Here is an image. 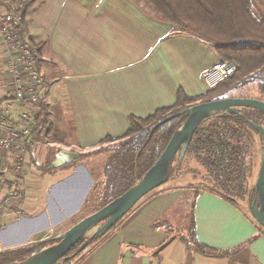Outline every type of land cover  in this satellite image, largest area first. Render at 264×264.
<instances>
[{
    "label": "crops",
    "instance_id": "1",
    "mask_svg": "<svg viewBox=\"0 0 264 264\" xmlns=\"http://www.w3.org/2000/svg\"><path fill=\"white\" fill-rule=\"evenodd\" d=\"M25 37L40 49L39 68L48 81L42 104L50 129L25 155L17 177L24 196L0 218V224L7 223L5 234L16 223L21 229L42 215L54 221V212H62L57 203L75 196L74 183L80 190L92 186L83 161L48 166L58 151L90 153L106 137L123 136L131 116L147 117L172 106L179 89L192 97L204 94L211 88L205 74L220 60L211 43L158 20L143 0H40L29 12ZM12 52L0 35V101L11 87L7 61ZM20 109L16 106L6 118L15 123ZM13 159L12 153L0 154L5 184L13 179ZM193 162L184 158L153 197L75 264H264V228L246 201L196 190L201 183L196 172L206 170ZM83 190L81 198L87 195ZM160 220L165 224L155 227ZM191 223L200 242L228 255L188 247L181 235Z\"/></svg>",
    "mask_w": 264,
    "mask_h": 264
},
{
    "label": "trees",
    "instance_id": "2",
    "mask_svg": "<svg viewBox=\"0 0 264 264\" xmlns=\"http://www.w3.org/2000/svg\"><path fill=\"white\" fill-rule=\"evenodd\" d=\"M39 1L15 0L17 13L21 14V29L24 35L27 32L29 12ZM256 1L145 0L158 20L173 24L179 31L208 41L219 59L228 61L232 69L224 80L200 96L192 97L183 89H179L172 106L160 108L147 117L131 116L129 128L123 136H108L94 151L80 154L76 161L94 153L110 151L104 169L102 206L133 186L157 161L184 120L179 115L169 120H166L167 118L197 103L232 97V92L255 81H258L264 98V14L257 12ZM34 45L39 49L38 45ZM244 112L256 123H262L264 120L257 110L246 108ZM49 115L44 104H41L39 114L29 125L30 136L34 141H42L46 131L50 129ZM256 136H260L259 133L234 114H220L204 121L194 134L184 157L188 160L194 159L205 168L206 173L203 175L196 172L200 177V184H205L202 189L217 193L232 202L252 197L251 178L255 168ZM259 141L262 146L261 137ZM105 143L113 145L105 149L101 147ZM177 157L171 166L169 180L181 166L182 161ZM48 166L52 168L51 165ZM119 224L120 222L94 242L107 239L109 233ZM163 224L165 222L160 220L155 227ZM183 234L181 239L196 252L211 256L228 255V252L218 253L216 249L200 242L195 236L192 223ZM48 243H42L43 246L37 250L27 246L1 251L0 264H15L44 249ZM88 252L82 254V251L64 264H71L77 257L80 261Z\"/></svg>",
    "mask_w": 264,
    "mask_h": 264
},
{
    "label": "water",
    "instance_id": "3",
    "mask_svg": "<svg viewBox=\"0 0 264 264\" xmlns=\"http://www.w3.org/2000/svg\"><path fill=\"white\" fill-rule=\"evenodd\" d=\"M246 108L257 110L264 117L263 99L232 96L197 103L167 118L166 120H169L179 115L184 120L157 161L141 179L123 194L54 237L56 241L53 244L15 264H64L76 257L90 242L109 232L142 198L167 183L174 159L177 156L180 161L184 159L197 129L207 119L220 114H234L242 118L259 133L262 139V159L253 186L254 197L250 209L255 220L264 228V120L262 123H256L247 117L244 112ZM79 156L80 154L75 151L60 150L56 153L51 166L62 167L76 161ZM174 238V236L170 237L157 249L156 253L164 249Z\"/></svg>",
    "mask_w": 264,
    "mask_h": 264
},
{
    "label": "built area",
    "instance_id": "4",
    "mask_svg": "<svg viewBox=\"0 0 264 264\" xmlns=\"http://www.w3.org/2000/svg\"><path fill=\"white\" fill-rule=\"evenodd\" d=\"M21 14L17 13L15 0H0V35L11 50L7 61L11 87L0 101V154H13V179L5 184L0 171V218L6 210L15 207L24 196L17 183L23 170L26 153L35 145L30 136V123L39 114V109L48 91V81L39 68V49L28 39L21 29ZM232 66L220 59L205 74L211 88L224 80ZM217 73L215 78L213 74ZM18 110L17 120L11 123L6 114ZM3 184L5 186L3 187Z\"/></svg>",
    "mask_w": 264,
    "mask_h": 264
},
{
    "label": "rangeland",
    "instance_id": "5",
    "mask_svg": "<svg viewBox=\"0 0 264 264\" xmlns=\"http://www.w3.org/2000/svg\"><path fill=\"white\" fill-rule=\"evenodd\" d=\"M145 2V0H143ZM146 3V2H145ZM255 7L258 13L264 14V0H257L255 2ZM259 83L258 81H255L253 83L248 84L244 88L232 92L233 97H249V98H255V99H261L263 97V94L259 90ZM231 94V93H230ZM56 131H59V127L55 128ZM56 136L51 138H55ZM260 136H256V145H255V150H254V162H255V168L254 172L251 178V186L253 188L254 183L257 178V173L259 170L260 166V160H261V152H262V146L260 143H258ZM113 143H105L101 147L108 149L111 147ZM94 151V150H93ZM110 154V151H102L100 153H94L89 156H85L82 159L73 162V164H77L79 162L85 163L87 170L91 173V176L94 180L92 186L90 188L88 187L89 185H84L81 190H83V196L86 197H80V183L76 182L74 183V190H75V196L74 197H69L67 200V203L62 204L63 202L57 203V206L62 209V212L57 209L54 212V221L50 218L51 216H44L42 215L41 218L39 219L37 217V220H27L26 225L29 222L30 226H27L24 224L23 228L21 229H16L17 227L19 228V223H16L15 225V230L9 234L4 233V228L7 227V223L0 224V252L9 250V249H14V248H19V247H33L35 250L38 248H41L42 243L44 242H49L48 244L51 245L53 244L56 240L54 237L57 235L63 233L70 227H72L74 224L79 222L81 219L84 217L88 216L89 214L93 213L94 211L98 210L101 208L104 200H103V192H104V169H105V164L108 159V156ZM176 158V162L177 163ZM194 163V162H193ZM188 165V162L186 163ZM196 166L200 167L203 169L202 166L197 164L195 162ZM189 169V165L188 168ZM205 169V168H204ZM205 184H200L196 190L202 189ZM163 186V185H162ZM161 186V187H162ZM161 187L153 190L150 192L148 195H146L144 198H142L132 209L131 211L120 221V223H124L132 214H134L142 204H144L146 201H148L151 197H153L157 192L161 189ZM254 197V194L251 196H248L246 198V203L248 205V208L251 206V201L252 198ZM79 200V201H77ZM81 200V201H80ZM77 201V202H76ZM56 203H53L51 207H54ZM12 207L11 209H13ZM9 209V210H11ZM251 210V209H250ZM249 211L250 215L254 218L252 212ZM5 213V212H4ZM27 216L28 218L34 216V215H24ZM25 218V217H24ZM23 218V219H24ZM48 218V219H47ZM52 221L54 223L53 226L50 228L48 227L47 222ZM56 222V223H55ZM29 225V224H28ZM111 233H109L110 235ZM29 236V237H28ZM30 238V239H28ZM28 239L27 243H21L19 245V242L26 241ZM96 241L90 242V244L83 250L82 254H85L89 250H91L95 245ZM47 244V243H46ZM48 245V246H49ZM79 257H77L76 260H74L71 264H75L78 261Z\"/></svg>",
    "mask_w": 264,
    "mask_h": 264
}]
</instances>
